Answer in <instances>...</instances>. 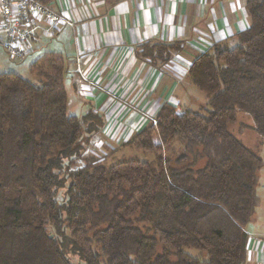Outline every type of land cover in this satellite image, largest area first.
Wrapping results in <instances>:
<instances>
[{"label":"trees","instance_id":"trees-1","mask_svg":"<svg viewBox=\"0 0 264 264\" xmlns=\"http://www.w3.org/2000/svg\"><path fill=\"white\" fill-rule=\"evenodd\" d=\"M246 11L237 45L213 44L188 69L205 113L166 103L120 144L151 160L87 157L70 170L89 136L67 113L63 60L36 59V83L0 72V264H74L65 245L83 264H245L263 160L229 125L247 113L264 139V0H246ZM139 48L161 62L180 51ZM62 169L69 185L59 203Z\"/></svg>","mask_w":264,"mask_h":264},{"label":"crops","instance_id":"crops-1","mask_svg":"<svg viewBox=\"0 0 264 264\" xmlns=\"http://www.w3.org/2000/svg\"><path fill=\"white\" fill-rule=\"evenodd\" d=\"M50 6L69 22L38 21L21 65L30 74V65L45 54L63 60L67 107L84 114L85 136L100 147L124 142L166 103L180 109L192 92L188 69L204 45L228 46L249 27L246 0H52ZM154 43L178 44L180 51L166 62L138 56L141 45ZM8 61L2 55L0 72L20 68ZM93 119L100 127H89ZM260 205L259 196L256 211ZM256 211L245 227V264H264V233L248 231Z\"/></svg>","mask_w":264,"mask_h":264},{"label":"rangeland","instance_id":"rangeland-1","mask_svg":"<svg viewBox=\"0 0 264 264\" xmlns=\"http://www.w3.org/2000/svg\"><path fill=\"white\" fill-rule=\"evenodd\" d=\"M237 45V41L235 40V43L233 44H228L227 47L232 48ZM2 55L5 56V60H9L8 62L14 64V65H20L19 69H16V72L19 75H21L23 78H26L33 83L37 82V78L31 76L29 72H27L25 69L23 70L22 67V60L23 59H11L8 57V55L0 49V58ZM12 67V66H11ZM10 67V68H11ZM18 67V66H17ZM10 68H1L4 71H10ZM14 69V68H13ZM192 86V85H191ZM186 98H184L181 106H180V111L182 110H189L192 112H197L204 114L205 109H208L207 106V97L200 92L198 89H196L194 86H192V92H188V94H185ZM67 113L69 115H76L81 123L83 122V128H84V134L85 136L87 134V128L88 126H85V119H84V114L82 116L79 110H72L70 106L67 107ZM83 113V112H82ZM83 117V118H82ZM84 119V120H83ZM94 122L92 125L90 124L89 127L95 128L100 127L101 124L96 121V119H93ZM89 121H87L88 123ZM229 130L230 132L237 138L239 139L246 147L250 148L252 151H254L257 155L261 157L263 160V165L259 170V185L257 186V194L261 198V205L256 211V219L253 220V223L250 224L249 226V233H264V229H262L260 224L264 223V139L261 138L256 131L254 130V125H253V120L252 117L243 112H238L236 121L232 124L229 125ZM155 142L158 141V138L154 137ZM97 142L99 141H94V139H91V136H89V139L87 141L81 142V145H83L84 149L79 152L78 154H75L71 157L70 161L68 162L70 165V170H75L76 168H79L84 165L85 160H87V157H103V162L104 164L107 165H112L114 163L119 162L123 158H130V159H137L139 161H145V160H151L153 155L151 154H145L141 151L133 150V149H123L121 148L120 144L121 143H115L108 141L102 147L101 145L98 146ZM122 142V141H121ZM120 149L116 151L117 149ZM125 156V157H124ZM66 163V162H65ZM199 166L203 165V162H199ZM64 165V163H63ZM63 169L58 170V173L60 174L61 181L59 183L58 187V193L56 196V199L59 203H62L65 199L66 196V189L69 185L68 179H65L63 176ZM252 230L250 231V229ZM254 231V232H253ZM69 245L64 246V250L66 251L67 255L69 256L70 260L74 264H83L78 255L74 253L72 250L68 249Z\"/></svg>","mask_w":264,"mask_h":264},{"label":"built area","instance_id":"built-area-1","mask_svg":"<svg viewBox=\"0 0 264 264\" xmlns=\"http://www.w3.org/2000/svg\"><path fill=\"white\" fill-rule=\"evenodd\" d=\"M68 19L64 13L56 12L38 0H0L2 48L11 59H23L38 21L56 26L69 22ZM209 44L204 45L201 54L211 47ZM109 130L108 135L112 138L114 129Z\"/></svg>","mask_w":264,"mask_h":264}]
</instances>
